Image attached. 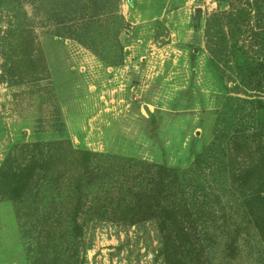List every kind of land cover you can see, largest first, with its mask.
Instances as JSON below:
<instances>
[{
	"label": "rangeland",
	"instance_id": "374dc122",
	"mask_svg": "<svg viewBox=\"0 0 264 264\" xmlns=\"http://www.w3.org/2000/svg\"><path fill=\"white\" fill-rule=\"evenodd\" d=\"M21 1V13L0 10V168L16 147L66 141L186 169L212 142L231 87L204 37L217 0H118L126 25L119 66L55 36L53 0H44L41 12ZM6 55L21 62L16 84L3 73ZM245 161L239 157L238 168ZM218 196L191 246L197 264H264V243L233 189ZM32 245L12 202L0 201V264H32ZM80 247L81 264H165L150 224L91 221Z\"/></svg>",
	"mask_w": 264,
	"mask_h": 264
},
{
	"label": "trees",
	"instance_id": "16d2710c",
	"mask_svg": "<svg viewBox=\"0 0 264 264\" xmlns=\"http://www.w3.org/2000/svg\"><path fill=\"white\" fill-rule=\"evenodd\" d=\"M30 3L41 12L44 0ZM217 3L204 37L220 79L231 83L225 90L236 96L225 95L212 142L188 168L80 150L66 141L24 144L8 155L0 168V201L14 205L33 243L32 264H81L85 226L95 220L150 224L165 264H197L200 254L191 246L199 223L228 189L264 243V0ZM9 8L21 13L23 3L0 0V10ZM52 11L55 36L107 65L122 64L126 25L118 0H53ZM5 57L3 73L16 84L21 62ZM239 157L247 161L238 168Z\"/></svg>",
	"mask_w": 264,
	"mask_h": 264
}]
</instances>
